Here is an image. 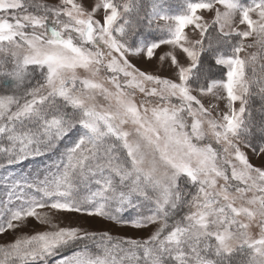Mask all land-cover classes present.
<instances>
[{"label": "snow or ice", "instance_id": "1", "mask_svg": "<svg viewBox=\"0 0 264 264\" xmlns=\"http://www.w3.org/2000/svg\"><path fill=\"white\" fill-rule=\"evenodd\" d=\"M0 264H264V0H0Z\"/></svg>", "mask_w": 264, "mask_h": 264}, {"label": "trees", "instance_id": "2", "mask_svg": "<svg viewBox=\"0 0 264 264\" xmlns=\"http://www.w3.org/2000/svg\"><path fill=\"white\" fill-rule=\"evenodd\" d=\"M173 3H176V4H178V0H173Z\"/></svg>", "mask_w": 264, "mask_h": 264}, {"label": "rangeland", "instance_id": "3", "mask_svg": "<svg viewBox=\"0 0 264 264\" xmlns=\"http://www.w3.org/2000/svg\"><path fill=\"white\" fill-rule=\"evenodd\" d=\"M174 4H176V3H174ZM98 227L100 226V225H97Z\"/></svg>", "mask_w": 264, "mask_h": 264}]
</instances>
